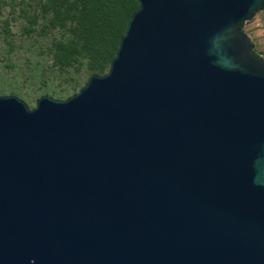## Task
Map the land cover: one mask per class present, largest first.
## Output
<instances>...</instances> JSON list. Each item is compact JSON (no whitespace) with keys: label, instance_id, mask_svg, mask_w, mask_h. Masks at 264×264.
Instances as JSON below:
<instances>
[{"label":"water","instance_id":"1","mask_svg":"<svg viewBox=\"0 0 264 264\" xmlns=\"http://www.w3.org/2000/svg\"><path fill=\"white\" fill-rule=\"evenodd\" d=\"M104 75L0 96V264H264V0H136Z\"/></svg>","mask_w":264,"mask_h":264},{"label":"rangeland","instance_id":"2","mask_svg":"<svg viewBox=\"0 0 264 264\" xmlns=\"http://www.w3.org/2000/svg\"><path fill=\"white\" fill-rule=\"evenodd\" d=\"M57 4L65 25L57 23ZM137 7L136 0H0V96L33 109L42 96L76 94L91 75L106 74Z\"/></svg>","mask_w":264,"mask_h":264},{"label":"crops","instance_id":"3","mask_svg":"<svg viewBox=\"0 0 264 264\" xmlns=\"http://www.w3.org/2000/svg\"><path fill=\"white\" fill-rule=\"evenodd\" d=\"M247 25L243 31L250 36L254 51L264 56V9L255 13Z\"/></svg>","mask_w":264,"mask_h":264},{"label":"trees","instance_id":"4","mask_svg":"<svg viewBox=\"0 0 264 264\" xmlns=\"http://www.w3.org/2000/svg\"><path fill=\"white\" fill-rule=\"evenodd\" d=\"M56 2H57V0H55V3H56ZM53 11H54L55 14H57V17L60 18V19L57 21V23H58V24H61V25H65V22H66V20L68 19V18H67V15H66V11L63 10L60 6H58V4H57V7H56V6L53 7ZM54 23H56V22H54ZM81 25H82V24H80V23L77 24V26H81ZM241 26H242V23L240 24V27H241ZM119 38H120V36L117 37L116 41H118ZM115 48H116V47H114V49H115ZM253 54H254V56L258 57V54H257L256 51H254Z\"/></svg>","mask_w":264,"mask_h":264},{"label":"built area","instance_id":"5","mask_svg":"<svg viewBox=\"0 0 264 264\" xmlns=\"http://www.w3.org/2000/svg\"><path fill=\"white\" fill-rule=\"evenodd\" d=\"M257 54H258V57H260V58H264L263 55H261V54H259V53H257Z\"/></svg>","mask_w":264,"mask_h":264}]
</instances>
